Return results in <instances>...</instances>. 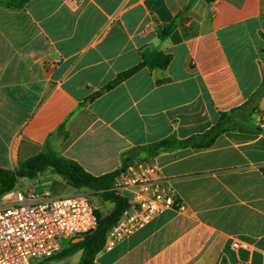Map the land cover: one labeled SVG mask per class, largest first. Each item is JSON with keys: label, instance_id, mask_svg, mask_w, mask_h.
Here are the masks:
<instances>
[{"label": "crops", "instance_id": "0c3cea01", "mask_svg": "<svg viewBox=\"0 0 264 264\" xmlns=\"http://www.w3.org/2000/svg\"><path fill=\"white\" fill-rule=\"evenodd\" d=\"M145 49L170 55L169 66L144 67L104 91L143 62ZM262 117L264 0L0 7V169L16 171L46 151L94 176L149 159L181 203L101 251L96 264H264ZM220 123L228 129L210 148L181 145ZM162 141L173 147L152 152ZM53 174L17 187L77 193Z\"/></svg>", "mask_w": 264, "mask_h": 264}, {"label": "built area", "instance_id": "2783aa9c", "mask_svg": "<svg viewBox=\"0 0 264 264\" xmlns=\"http://www.w3.org/2000/svg\"><path fill=\"white\" fill-rule=\"evenodd\" d=\"M111 191L126 198L129 205L108 231L104 249L115 247L165 211L181 208L171 182L149 159L121 171ZM91 195L54 196L35 186L0 195V264L46 261L60 252L65 238L96 231L98 208ZM233 248L248 249V245L235 242Z\"/></svg>", "mask_w": 264, "mask_h": 264}, {"label": "trees", "instance_id": "16d2710c", "mask_svg": "<svg viewBox=\"0 0 264 264\" xmlns=\"http://www.w3.org/2000/svg\"><path fill=\"white\" fill-rule=\"evenodd\" d=\"M32 0H0V7H5L9 10L19 11L23 10L26 4ZM208 3L214 0H205ZM173 30V24L165 28L163 37H167ZM143 62L134 69L119 75V77L106 87L104 91L110 90L116 85L120 84L123 80L131 77L144 67H148L150 70L154 69H166L172 57L160 52H152L149 49H145L142 53ZM255 99H251L247 104H254ZM255 111V110H254ZM223 124H218L210 129L204 135L187 140L181 143L182 146H192L196 149H208L210 148L216 139L227 131ZM199 139V142L196 140ZM173 145L170 141H162L154 147L152 152H159L162 149L171 148ZM130 164H125L120 170L105 174L102 176H94L88 173L77 162L66 159L56 153L50 151L43 152L31 159H28L20 163L19 169L16 171H10L0 169V195L8 193L17 188L19 179L28 178L36 179L39 174L52 170L54 173L60 175L67 184L77 191V193H84L86 191L94 192L103 198L105 201L112 202L115 207L105 217H102L97 212L98 228L96 231L83 236L80 243L77 245L79 251L82 252V258L80 264H96V256L104 250L106 243V236L108 231L117 224L120 220L122 213L128 207V200L118 193L111 191L115 178L119 173L125 170ZM60 253L56 254L52 258L46 260V262L52 261L55 258H60Z\"/></svg>", "mask_w": 264, "mask_h": 264}, {"label": "rangeland", "instance_id": "374dc122", "mask_svg": "<svg viewBox=\"0 0 264 264\" xmlns=\"http://www.w3.org/2000/svg\"><path fill=\"white\" fill-rule=\"evenodd\" d=\"M43 153V152H41ZM39 153V154H41ZM36 154L33 157L39 155ZM31 157V158H33ZM29 158V159H31ZM28 160V159H27ZM53 172L51 170H47L45 173L40 174L39 176H41V179H43L44 181L49 180L50 178H52L53 176ZM35 180V179H33ZM21 185L24 183H20ZM37 185V184H36ZM50 187L47 186L46 190L50 191ZM39 191H43V190H39ZM54 196H56L53 192H51ZM84 193H88V194H92V198L95 202V205L98 208V212L101 214L102 217H105L106 215H108L115 207V205L112 202L109 201H105L103 198H101L100 195L95 194L94 192L91 191H86ZM82 237H75L72 239L69 238H65L62 242H61V250H60V258H55L52 261H49L47 263L45 262H40V261H35L33 262L34 264H80L82 255L79 253L81 251L77 250L78 249V244L80 243V241L82 240ZM82 253V252H81Z\"/></svg>", "mask_w": 264, "mask_h": 264}]
</instances>
